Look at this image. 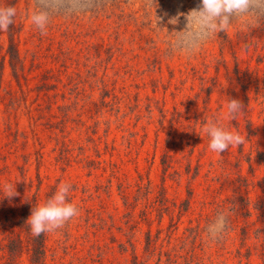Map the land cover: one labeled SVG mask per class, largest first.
Returning a JSON list of instances; mask_svg holds the SVG:
<instances>
[{
  "label": "rangeland",
  "instance_id": "1",
  "mask_svg": "<svg viewBox=\"0 0 264 264\" xmlns=\"http://www.w3.org/2000/svg\"><path fill=\"white\" fill-rule=\"evenodd\" d=\"M94 0L85 13L56 15L41 35L15 6L0 32V264H31V208L73 187L79 215L45 237V264H264V27L218 34L192 58L165 55L168 20L199 0ZM250 45L246 47L245 45ZM222 121L247 142L217 154L202 126ZM235 208L223 239L206 225ZM22 240L18 253L11 242ZM10 246V247H9Z\"/></svg>",
  "mask_w": 264,
  "mask_h": 264
},
{
  "label": "clouds",
  "instance_id": "2",
  "mask_svg": "<svg viewBox=\"0 0 264 264\" xmlns=\"http://www.w3.org/2000/svg\"><path fill=\"white\" fill-rule=\"evenodd\" d=\"M145 3L149 8L157 7L156 0H145ZM93 7L94 0H33V9L28 14V19L41 35H46L54 16L64 15L67 18L90 11ZM17 15L15 6L0 5V32H7L15 23ZM180 16L184 17V27L181 30L174 28L169 33L167 28L160 26L161 18L156 14L154 27L166 31L171 37L167 41L166 56L192 58L205 45L216 40L221 32L228 34L231 30L247 36L252 30L264 27V0H199L195 8L187 13H178L168 23L177 25ZM225 107L224 113L207 117L202 126L203 134L208 137L209 149L217 154L228 151L230 147L238 148L247 142L245 135L230 130L222 122L238 120L244 115L246 106L238 99L227 98ZM17 183L5 182L0 185L3 199L11 200L19 195L16 191ZM72 187L70 183L60 182L46 202L31 208L26 223L34 237L63 228L79 215L77 206L69 201ZM234 214V207L218 211L205 227L207 239L211 242L223 239L230 229V217Z\"/></svg>",
  "mask_w": 264,
  "mask_h": 264
},
{
  "label": "trees",
  "instance_id": "3",
  "mask_svg": "<svg viewBox=\"0 0 264 264\" xmlns=\"http://www.w3.org/2000/svg\"><path fill=\"white\" fill-rule=\"evenodd\" d=\"M14 32H15V25L13 24L10 29H9V33H10V38H11V42L9 45V49H8V53L11 57V60H19L18 58V52L16 50L14 41H13V36H14ZM27 220L23 221V225L24 228L28 230V233L30 234V244L28 245V252L30 254V260H31V264H45V252H46V243H45V237L43 235L39 236V237H34L31 234L30 228L28 226V224L26 223ZM23 242L22 240L18 239L16 241H12L11 242V247H10V251L12 253H18L19 251H21L22 247H23Z\"/></svg>",
  "mask_w": 264,
  "mask_h": 264
}]
</instances>
